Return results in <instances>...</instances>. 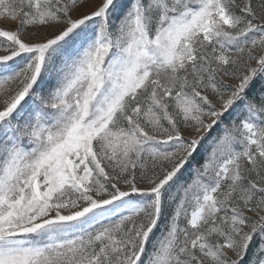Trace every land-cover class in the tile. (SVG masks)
<instances>
[{
    "label": "snow or ice",
    "instance_id": "obj_1",
    "mask_svg": "<svg viewBox=\"0 0 264 264\" xmlns=\"http://www.w3.org/2000/svg\"><path fill=\"white\" fill-rule=\"evenodd\" d=\"M0 264H264V0H0Z\"/></svg>",
    "mask_w": 264,
    "mask_h": 264
}]
</instances>
